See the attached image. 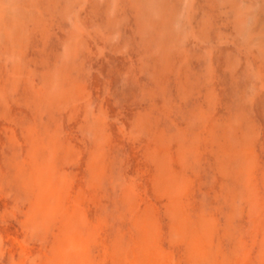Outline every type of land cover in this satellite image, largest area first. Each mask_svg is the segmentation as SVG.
<instances>
[{
    "label": "rangeland",
    "instance_id": "1",
    "mask_svg": "<svg viewBox=\"0 0 264 264\" xmlns=\"http://www.w3.org/2000/svg\"><path fill=\"white\" fill-rule=\"evenodd\" d=\"M0 264H264V0H0Z\"/></svg>",
    "mask_w": 264,
    "mask_h": 264
}]
</instances>
